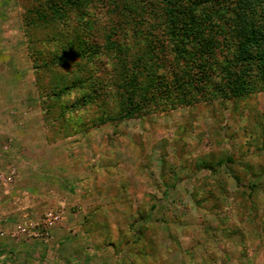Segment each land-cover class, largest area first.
<instances>
[{
	"label": "rangeland",
	"instance_id": "374dc122",
	"mask_svg": "<svg viewBox=\"0 0 264 264\" xmlns=\"http://www.w3.org/2000/svg\"><path fill=\"white\" fill-rule=\"evenodd\" d=\"M197 1L177 48L161 0H0V264H264V71Z\"/></svg>",
	"mask_w": 264,
	"mask_h": 264
},
{
	"label": "trees",
	"instance_id": "16d2710c",
	"mask_svg": "<svg viewBox=\"0 0 264 264\" xmlns=\"http://www.w3.org/2000/svg\"><path fill=\"white\" fill-rule=\"evenodd\" d=\"M164 5V17L166 29L169 32L171 42L179 48L183 46L180 41V22H178L177 12L173 0H161ZM200 3H212V0H198ZM222 5L232 17L231 37L235 48L234 56L228 74L233 71L232 80L228 89L232 94L243 93L245 91L244 78L246 61L254 62V67L264 71V0H220ZM214 3V2H213ZM186 26V25H184ZM192 26V25H191ZM187 27V26H186ZM191 29V28H190ZM205 68L206 65H204ZM230 78V76H229ZM146 93V92H145ZM143 93L140 100L133 98L126 93L125 102L128 103L127 109L138 110L141 105L147 102L148 97Z\"/></svg>",
	"mask_w": 264,
	"mask_h": 264
},
{
	"label": "built area",
	"instance_id": "2783aa9c",
	"mask_svg": "<svg viewBox=\"0 0 264 264\" xmlns=\"http://www.w3.org/2000/svg\"><path fill=\"white\" fill-rule=\"evenodd\" d=\"M53 220H54V216L51 213H46L44 215L43 222H42V230H43V232L41 233V235L44 234L45 236H50L49 230H50V226L53 224ZM18 229L24 231L25 227H20L19 226Z\"/></svg>",
	"mask_w": 264,
	"mask_h": 264
},
{
	"label": "crops",
	"instance_id": "0c3cea01",
	"mask_svg": "<svg viewBox=\"0 0 264 264\" xmlns=\"http://www.w3.org/2000/svg\"><path fill=\"white\" fill-rule=\"evenodd\" d=\"M19 262H21V261H19ZM45 262H46V261H43L44 264H45ZM53 262H56V261H53ZM60 262H61V261H60ZM51 263H52V262H51Z\"/></svg>",
	"mask_w": 264,
	"mask_h": 264
}]
</instances>
